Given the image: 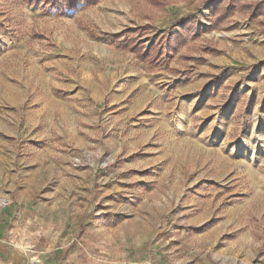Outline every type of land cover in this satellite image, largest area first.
Wrapping results in <instances>:
<instances>
[{
	"label": "rangeland",
	"instance_id": "1",
	"mask_svg": "<svg viewBox=\"0 0 264 264\" xmlns=\"http://www.w3.org/2000/svg\"><path fill=\"white\" fill-rule=\"evenodd\" d=\"M207 1L0 0V194L20 228L1 252L264 264V17L200 32ZM185 16L195 37L154 72L113 44L138 27L153 43Z\"/></svg>",
	"mask_w": 264,
	"mask_h": 264
},
{
	"label": "trees",
	"instance_id": "2",
	"mask_svg": "<svg viewBox=\"0 0 264 264\" xmlns=\"http://www.w3.org/2000/svg\"><path fill=\"white\" fill-rule=\"evenodd\" d=\"M101 0H23L29 7L37 8L40 5L58 8L60 11H76L96 5ZM181 2L185 0H174ZM152 4L162 8L166 6L165 0H151ZM207 10L211 14L210 27L200 29V32L212 31L217 28L224 30L233 29L234 25L226 26L227 20L235 13L255 22L264 17V1L260 0H208ZM196 19L191 16L182 17L172 24V29H178L173 33H160L154 38V42L147 44L142 36L135 38L140 31L148 28L138 27L132 32L116 34L112 40L117 49L132 53L137 61L145 66L149 72H154L161 66L164 59L178 52L188 42V37H195ZM123 39V40H122ZM209 52L208 48L205 49ZM200 62H203L202 59Z\"/></svg>",
	"mask_w": 264,
	"mask_h": 264
},
{
	"label": "crops",
	"instance_id": "3",
	"mask_svg": "<svg viewBox=\"0 0 264 264\" xmlns=\"http://www.w3.org/2000/svg\"><path fill=\"white\" fill-rule=\"evenodd\" d=\"M16 216L11 208L0 210V236L2 235L3 237L11 239L17 236L20 228L18 226L19 220L15 218ZM3 249L4 245L0 244V264H22V255L20 253L13 252V255L12 253L6 255L4 252H1Z\"/></svg>",
	"mask_w": 264,
	"mask_h": 264
},
{
	"label": "built area",
	"instance_id": "4",
	"mask_svg": "<svg viewBox=\"0 0 264 264\" xmlns=\"http://www.w3.org/2000/svg\"><path fill=\"white\" fill-rule=\"evenodd\" d=\"M13 202L11 198L0 194V210L9 209L12 206Z\"/></svg>",
	"mask_w": 264,
	"mask_h": 264
}]
</instances>
